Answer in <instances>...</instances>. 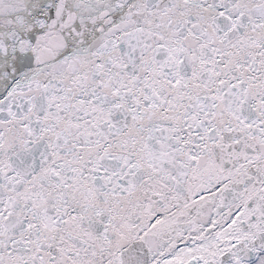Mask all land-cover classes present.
<instances>
[{
	"label": "snow or ice",
	"instance_id": "obj_1",
	"mask_svg": "<svg viewBox=\"0 0 264 264\" xmlns=\"http://www.w3.org/2000/svg\"><path fill=\"white\" fill-rule=\"evenodd\" d=\"M0 264H264V0H0Z\"/></svg>",
	"mask_w": 264,
	"mask_h": 264
}]
</instances>
